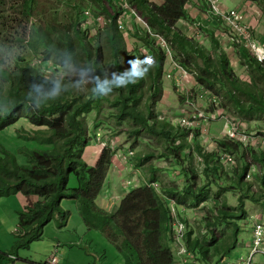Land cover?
Masks as SVG:
<instances>
[{
  "label": "trees",
  "instance_id": "obj_1",
  "mask_svg": "<svg viewBox=\"0 0 264 264\" xmlns=\"http://www.w3.org/2000/svg\"><path fill=\"white\" fill-rule=\"evenodd\" d=\"M95 1L101 10L98 11L108 19L103 31L100 27L95 29V42L90 39L91 28L84 29L81 25V10L78 19L74 18L71 22L72 29L56 36L49 33L35 14L34 0L21 2L30 22L29 34L35 36L28 38V44L33 47L32 55H16L15 64L11 66L7 56L1 52L3 43L0 42V130L15 125L22 118L37 126L33 129L18 128L19 136L32 142L20 145L18 152L0 142V197L16 192L43 196L36 203L18 210V222L14 229L16 239L9 255H17L20 248L29 247L40 239L50 221L55 220L57 226L64 227L71 212L63 207L62 200L68 196L82 199V213L87 225L102 230L128 264H175L171 225V202L174 200L179 218L187 225L185 242L188 250L206 264H218L236 247L241 220L250 215L245 197L264 201V150H256L225 137L218 139L219 146L228 150L239 151L241 145L246 146L242 154L246 159L250 158L249 162L235 169L234 183L220 184L218 190L222 194L236 187V183L241 188L246 187L244 195H240L236 207L229 205L226 199L215 203V215L205 216L206 234L195 235L193 229H188V221L181 216L182 211L187 206H198L208 201L211 194L209 182L219 181L222 174L229 172L224 169L217 151L205 149L199 139L198 128L177 126L158 118L151 102L146 109L141 105L146 85L153 92L161 90L160 78L167 58L151 32H160L168 37L172 41L174 56L192 72L197 84L223 97L225 95L244 117L264 112V87L258 84L259 76L264 80V61L258 60L249 48L233 38L242 64L253 70L251 80L241 77L214 27L204 25L191 14L187 7L189 0H128L147 23L130 31L151 50L150 56L140 54L141 61L147 57L153 63L150 69L148 65H142L146 68L145 77L118 88L114 101L119 107L118 116L131 119L136 124V133L143 128L152 135L165 138L166 154L181 163L186 162L189 178L182 187L173 184L159 189L153 184L158 180L157 173L152 172L148 182L129 190L119 201L116 211L110 212L99 205L98 199L113 164L114 151L104 147L94 163L84 158L85 146L91 138L84 117L102 105L103 94L93 96L97 84L113 82L130 72L132 65L129 61L136 59L131 57L125 33L119 27L123 8L116 0ZM198 1L204 8L209 7L206 0ZM253 1L264 12V0ZM74 5L79 7L77 3ZM215 16L222 28L225 22L220 16ZM180 18L195 22L198 27L195 30L206 32L210 45L200 41L195 33L184 31L178 25ZM103 34L110 45L117 75H110L106 65ZM18 40L24 43L25 35H20ZM53 58L55 63L51 64ZM67 61L85 69L93 83L88 87L83 79L64 77L62 73L65 72L58 66ZM51 65L54 72L50 73L48 69ZM110 86L116 87L114 83ZM190 136L195 137L194 142L189 139ZM18 153L24 154L26 160L21 161ZM197 155L202 158L201 161ZM251 160L263 168L260 191L254 189L251 179L246 177ZM201 162L205 164L202 169ZM201 170L205 174L212 172L215 177L199 184L198 173ZM73 179L76 180L75 185H72ZM222 223L227 225L228 233L218 231L217 226Z\"/></svg>",
  "mask_w": 264,
  "mask_h": 264
},
{
  "label": "rangeland",
  "instance_id": "obj_2",
  "mask_svg": "<svg viewBox=\"0 0 264 264\" xmlns=\"http://www.w3.org/2000/svg\"><path fill=\"white\" fill-rule=\"evenodd\" d=\"M21 2L22 0H0V42L3 43L1 52L4 56H7V61L11 66L15 64L16 55L31 56L33 50L32 45L28 44V38L33 39L35 36L31 33L29 34L30 22L25 16L26 12L23 11ZM34 2L35 14L43 23L44 28L54 36L60 34L64 30L72 29L71 22L74 21V18L78 19L80 10L82 14L81 19L83 18V11L87 7L100 10L95 0H34ZM116 2L123 8V12L124 7H122V0H116ZM74 3H77L79 7L75 6ZM125 9L127 13V15L125 14L123 17L125 28L121 29L125 33L127 47L131 57L141 61L140 54L143 53L150 56L151 50L147 44L132 35L130 31L135 29L136 26L143 27L145 22L143 18H139L138 15L140 14L133 9L132 6H126ZM239 9L242 10L241 8ZM243 12L245 13L246 11ZM246 21L248 22V20ZM105 25L106 23H102L90 27V39L92 42L96 40L94 35L95 29L100 27V31H103L102 28ZM222 29L225 30L228 35H233V32L230 31V28L225 23ZM201 31L189 28L190 33L193 35L195 33L200 41H205L204 43L210 45L207 33H202ZM20 35H25V44L18 40ZM102 38L104 58L110 75H117L119 73L112 60L110 45L105 35ZM230 55L237 73L244 79L251 80L253 78V70L242 64L239 55L234 51H230ZM53 56L52 54L51 57ZM169 59L170 58H168V62H166L164 66L163 74L160 78L161 90L159 92H153L146 85L145 93L141 99V105L146 109L151 102L155 112L158 114V118L171 121L174 125L178 126L181 125L179 117L195 108L188 104L187 98L190 93H195L197 91L198 84L194 76H192V72L182 77V74H180V67L175 65L172 59ZM51 60V64H53V61L55 63L54 58ZM58 67L65 73L61 71H57V73H62L63 76L65 75L64 77L83 79L88 87L93 83L85 69L74 66L68 61ZM142 68L147 75L146 68L144 66H142ZM48 71L50 73L54 72L52 65L49 66ZM258 84L264 87V80L260 79V76L258 78ZM118 92L117 87H112L110 94L103 95L102 105L100 107H95L89 113H86L84 117L87 125V133L91 136L84 149V158L88 161H96L98 153L100 152V145L97 144L96 138L94 137L97 131H106V133L116 138L120 148L123 146H131L136 152V154L127 161L116 155L113 157L114 163L112 165L116 167L117 176L115 180L117 181L120 194L116 195L115 199H112L113 202L110 200L106 203L107 199H104V207H108L109 211H116L118 207L119 196L123 194L121 181H126L128 178H132L133 175H136V178L137 176L140 177V180L138 182L126 183L125 191L131 190L137 183L141 185L148 182L152 172L157 173L158 180L156 182L159 189L173 184L182 187L189 178L187 168H185L186 162L181 163L178 160L169 158V155L166 154L167 142L165 138L152 135L143 128L139 133H136L134 131L136 124L131 119H121L118 116L119 107L114 103ZM198 102L199 103H196L198 107L200 104L207 113L213 115L212 121L210 122V132L214 136V139L217 140L220 137H224V119L220 117L230 116L241 123L240 125L242 128L259 132L264 142V112L263 114H256L249 118L244 117L225 95L224 97L222 95V102L218 106H211L202 101ZM216 113L219 115L221 114V116L216 115ZM19 127L33 129L37 126L33 125L27 118H22L16 122L15 125L0 130V142L2 141L7 147L17 152L19 151L18 148L20 145L32 143L30 142L31 140L29 141L19 136L17 133ZM189 139L192 142L195 141L194 136H190ZM211 142L215 141L211 140ZM205 146L208 147V150H213L215 145L207 143ZM245 147L246 146L241 145L239 151H233L235 163L230 167L224 166V169L229 173L222 174V179L219 181L209 182V187L211 189L210 201L208 200L198 206H187L182 211L181 216L187 219L188 229H193L195 235L201 236L207 233L208 227L205 216L215 215L213 212L215 203H219L221 200L226 199L228 204L232 207L238 206L240 195H244L243 192L246 187L241 188L240 185L235 183L236 187L228 189L222 194L218 190L220 184L230 185L234 183L233 176L235 174V169L241 168L244 163L247 161L249 162L250 158L248 160V158L246 159L242 154V150L245 149ZM18 156L21 161L26 160L24 154L18 153ZM196 157H198L197 159H199V161L202 160L199 155ZM251 161L252 163L248 169V171H251V174L248 175L247 171L246 177L251 179L254 184V189L260 191V175L263 168L258 162ZM204 165L205 164L201 162V169ZM198 175L199 184L207 180H212L215 177L212 172L205 174L202 170ZM72 182H75V180L73 179ZM42 198L43 196L36 193L23 192H16L0 197V264H8L10 260L11 263L13 262L8 254L11 253L10 250H12L16 239L14 229L18 222V210L27 205H32ZM245 203L250 215L246 220H241L242 227L238 243L236 247L228 253L225 260L219 261L218 264L236 263L239 259L245 258L252 248V226L255 217L264 214V201H254L251 198L245 197ZM62 205L71 212L67 224L64 227H59L56 225L55 220L50 221L40 239L32 242L29 247H23L18 250V255H21L23 258L15 259V264H46V262L48 264L49 256L56 246L58 247L57 253L59 259H61L59 260V264H128V261L125 260V257L116 247L115 243L109 239L102 230L93 226H90L93 228L88 227L82 213L83 206L81 198L65 196L62 200ZM81 222L83 225L86 224V226L80 227L78 231L80 234H76V228L79 227L78 225L79 223L81 224ZM217 229L224 233H228L229 231L227 225L224 223L219 224ZM86 231L89 232V234L86 235L88 238L87 240L84 238L82 239V234ZM172 247L176 259L175 264H206L198 257L194 256V253L181 254L177 252L174 245H172ZM257 258L264 261V254L259 253ZM214 260L217 261V258Z\"/></svg>",
  "mask_w": 264,
  "mask_h": 264
},
{
  "label": "built area",
  "instance_id": "obj_3",
  "mask_svg": "<svg viewBox=\"0 0 264 264\" xmlns=\"http://www.w3.org/2000/svg\"><path fill=\"white\" fill-rule=\"evenodd\" d=\"M209 5V10L214 14L220 16L223 21L228 25L230 30L233 32L232 39L236 38L243 45H245L249 50L255 55V57L264 61V42L259 40L249 23L246 21L245 13L239 8L226 9L222 5L220 0H206ZM192 1L187 2V7L191 6ZM130 3L128 0H122V7L124 11L119 19V27L125 28L123 23V17L126 13V6H129ZM131 6V5H130ZM135 11V10H134ZM136 12V11H135ZM139 18H142L138 15ZM144 20V19H143ZM108 19L105 14L99 12L92 7H87L83 11V18L81 19V25L83 28L91 27L93 25H99L102 23H107ZM145 22V21H144ZM147 23L145 22V25ZM190 27L196 23L187 22ZM153 37L156 39L157 43L162 47L167 56L172 59L173 63L180 67L182 77L186 76L188 73L191 74L181 63L179 58L174 56V48L172 41L166 37L163 33L160 32H151ZM193 76V74H192ZM198 101L205 102L211 106H218L222 102V95L214 92L213 90L205 87L204 85H198L197 91L195 93H190L187 102L189 105L194 106L195 108L191 111H188L186 114H183L179 117V122L181 125L186 126L192 129H199V137L205 147L207 143L210 145H215L213 150L217 151L220 157L221 162L224 166L230 167L235 163V155L232 150L222 148L219 146L218 139H214V136L210 132V122L212 121L213 115L207 113L205 109L199 104V107L196 103ZM216 115H219L216 113ZM220 118L224 119L223 133L224 137L234 141H240L244 145L253 147L256 150H264V142L262 136L256 131H249L246 128H242L237 120L230 116H221ZM94 137L96 138L97 144L100 145L99 150H102L104 147H108L114 151V156H118L125 161L131 159L135 155V150L131 146H123L120 148L116 141V138L106 133V131H97ZM214 140L215 142H211ZM208 150V149H207ZM113 156V157H114ZM138 174V173H136ZM251 174V171H248V175ZM140 177L133 175L132 178L126 179L125 183L138 182ZM157 186V182H153ZM158 187V186H157ZM172 208V231H173V244L176 247L178 253L181 254H192L188 250L185 242V233H186V223L182 221L178 216L177 206L175 201L171 202ZM253 245L251 250L248 252V255L245 258L239 259L236 263L232 264H264V261H261L257 258L259 253L264 254V214L258 217H255L253 223ZM58 247L56 246L51 255L49 256V264H59V256L57 253ZM15 256V255H12Z\"/></svg>",
  "mask_w": 264,
  "mask_h": 264
},
{
  "label": "crops",
  "instance_id": "obj_4",
  "mask_svg": "<svg viewBox=\"0 0 264 264\" xmlns=\"http://www.w3.org/2000/svg\"><path fill=\"white\" fill-rule=\"evenodd\" d=\"M156 1H159V0H156ZM191 1H192V3H191V6L189 7V10L191 11V14L193 16L198 17L199 18L198 21L202 22L204 25H206V26H208L210 28L214 27L217 36L219 37L222 45L226 48V50L229 51V52L230 51H234L238 55L237 50H236V48H235V46L233 45V42H232V36L230 34L228 35L225 30H223L222 28H220L218 26L219 20L217 19V16H215L209 10V7L204 8L202 3L199 2L198 0H191ZM222 5L226 9H228V8L229 9H231V8H241L242 11H246L245 12L246 20H248L249 25L251 27H253V32H254L255 36L259 40L264 42V12L259 8V6L255 3V1H253V0H222ZM187 22H189V21L186 20L185 18H180L179 21H178V25L184 31H186V29L188 28L187 29L188 32H189V28H192V29L198 28L197 25H194V24L191 27H190V25L188 26ZM192 23H194V22H192ZM198 30L201 31L200 29H198ZM201 32L203 33V31H201ZM168 58L169 57L166 58L165 65H166V62H168ZM89 162H92V161H89ZM94 162H92V163H94ZM115 168H116L115 166H113V165L111 166V168L109 170V173L107 175V178L105 180L102 192H101L100 197L98 199L99 205L101 207L105 208L108 211H109V208L108 207H104V204H105L104 203V199H107L106 203H108L110 200L113 202L112 199H115L116 195L120 194L118 186H117V181L115 180L116 176H117V172H116ZM72 184L75 185L76 184V180H75V182H72ZM121 185H122L121 189L123 188L122 189L123 191L121 190L123 192V194H121L119 196L118 202L129 191V190L125 191L126 190L125 189L126 188L125 187L126 183L124 181H121ZM137 185H139V184L137 183L136 186ZM111 212H114V211H111ZM78 226L79 227L76 228L77 229L76 230V234H80L78 232L79 228L82 227V226H86V224L83 225L82 222H81V224L79 223ZM88 227L89 228H93V227H90V226H88ZM87 234H89L88 231L83 232V234H82L83 237L81 236L82 239L84 238V239L87 240L88 239L87 236H86ZM73 237H76V236H73ZM18 254L19 253H17V255H15V256H12V255L8 254V256L13 260L12 263H11V260H10L8 264H15V259H22L23 258L21 255H18ZM46 264H47V262H46Z\"/></svg>",
  "mask_w": 264,
  "mask_h": 264
},
{
  "label": "clouds",
  "instance_id": "obj_5",
  "mask_svg": "<svg viewBox=\"0 0 264 264\" xmlns=\"http://www.w3.org/2000/svg\"><path fill=\"white\" fill-rule=\"evenodd\" d=\"M168 57V56H167ZM129 63L132 65L130 72L122 74V76L115 78L113 82L104 81L103 83H98L96 88L93 89V95L98 94L108 95L111 93V84L114 83L117 88L126 86L129 82L135 83L137 79L145 77V71L142 69V65H148L149 69L153 63L150 58H145L144 61L131 60Z\"/></svg>",
  "mask_w": 264,
  "mask_h": 264
}]
</instances>
